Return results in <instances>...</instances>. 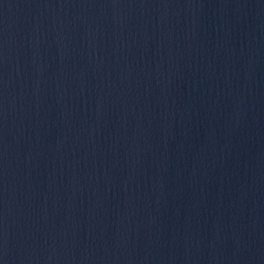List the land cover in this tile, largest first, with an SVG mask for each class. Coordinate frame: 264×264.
I'll return each instance as SVG.
<instances>
[{
	"label": "water",
	"instance_id": "95a60500",
	"mask_svg": "<svg viewBox=\"0 0 264 264\" xmlns=\"http://www.w3.org/2000/svg\"><path fill=\"white\" fill-rule=\"evenodd\" d=\"M0 264H264V0H0Z\"/></svg>",
	"mask_w": 264,
	"mask_h": 264
}]
</instances>
